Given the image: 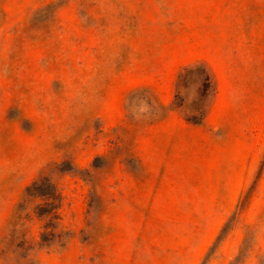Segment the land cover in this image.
Instances as JSON below:
<instances>
[{
  "label": "rangeland",
  "instance_id": "1",
  "mask_svg": "<svg viewBox=\"0 0 264 264\" xmlns=\"http://www.w3.org/2000/svg\"><path fill=\"white\" fill-rule=\"evenodd\" d=\"M0 264H264V0H0Z\"/></svg>",
  "mask_w": 264,
  "mask_h": 264
},
{
  "label": "trees",
  "instance_id": "2",
  "mask_svg": "<svg viewBox=\"0 0 264 264\" xmlns=\"http://www.w3.org/2000/svg\"><path fill=\"white\" fill-rule=\"evenodd\" d=\"M29 189H31V187Z\"/></svg>",
  "mask_w": 264,
  "mask_h": 264
}]
</instances>
